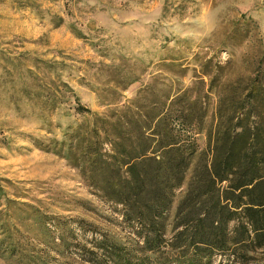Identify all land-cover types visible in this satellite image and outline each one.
Listing matches in <instances>:
<instances>
[{
	"label": "rangeland",
	"instance_id": "obj_1",
	"mask_svg": "<svg viewBox=\"0 0 264 264\" xmlns=\"http://www.w3.org/2000/svg\"><path fill=\"white\" fill-rule=\"evenodd\" d=\"M241 14L254 26L232 46L225 39ZM256 38L264 43V0H0V264H91L82 251L93 235L141 245L116 206L94 196L69 164L64 133L81 119L61 83L102 113L100 97L116 75L108 64L139 77L118 90L122 103L141 82H167L169 62L192 67L196 53L220 51L223 61L229 51L238 64ZM212 109L210 95L206 123ZM204 133L196 134L199 149ZM183 190H175L166 235Z\"/></svg>",
	"mask_w": 264,
	"mask_h": 264
},
{
	"label": "trees",
	"instance_id": "obj_2",
	"mask_svg": "<svg viewBox=\"0 0 264 264\" xmlns=\"http://www.w3.org/2000/svg\"><path fill=\"white\" fill-rule=\"evenodd\" d=\"M239 17L225 39L234 40L232 46L254 26L250 17ZM218 52L194 54L192 67L169 62L175 69L168 70L167 82H141L122 103L118 90L139 77L108 64L116 75L114 87L100 97L108 105L102 113L81 105L61 83L81 119L64 133L69 164L141 238L133 248L93 235L83 260L264 264V43L256 38L238 64L231 52L223 61ZM188 71L190 84L183 87L180 78ZM210 95L213 109L206 123ZM202 130L205 143L199 149L196 134ZM183 183L166 235L167 212Z\"/></svg>",
	"mask_w": 264,
	"mask_h": 264
}]
</instances>
